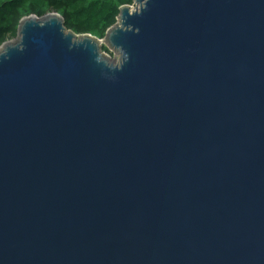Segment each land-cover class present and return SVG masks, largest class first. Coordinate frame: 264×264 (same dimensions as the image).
<instances>
[{
  "label": "water",
  "instance_id": "water-1",
  "mask_svg": "<svg viewBox=\"0 0 264 264\" xmlns=\"http://www.w3.org/2000/svg\"><path fill=\"white\" fill-rule=\"evenodd\" d=\"M128 22L120 71L55 21L0 58V264H264V0Z\"/></svg>",
  "mask_w": 264,
  "mask_h": 264
},
{
  "label": "clouds",
  "instance_id": "clouds-1",
  "mask_svg": "<svg viewBox=\"0 0 264 264\" xmlns=\"http://www.w3.org/2000/svg\"><path fill=\"white\" fill-rule=\"evenodd\" d=\"M150 0H109L108 11L105 17L98 19L89 26L77 27V20L74 17L65 16V8L49 9L44 7L42 14L28 10L25 4L18 10V16L11 31L0 33V58L10 59L11 49L23 51L25 45L24 29L29 25L44 27L47 24L55 23L62 39L67 41L69 50L84 49L91 47L93 60L96 64H102L109 72L120 71L129 61L130 54L125 47L117 43L113 37L119 32L139 33L140 28L128 22L132 16L142 15L149 6ZM127 9V15L124 9ZM69 13L71 9H68ZM83 20V18H81ZM102 76L106 73L102 72ZM110 78V77H109Z\"/></svg>",
  "mask_w": 264,
  "mask_h": 264
},
{
  "label": "trees",
  "instance_id": "trees-1",
  "mask_svg": "<svg viewBox=\"0 0 264 264\" xmlns=\"http://www.w3.org/2000/svg\"><path fill=\"white\" fill-rule=\"evenodd\" d=\"M109 0H0V33L11 31L18 16V10L25 4L28 10L42 14L44 7L49 9L65 8L66 18L71 16L77 20V27L89 26L106 18ZM68 9H71L69 13ZM83 18V20H81Z\"/></svg>",
  "mask_w": 264,
  "mask_h": 264
}]
</instances>
